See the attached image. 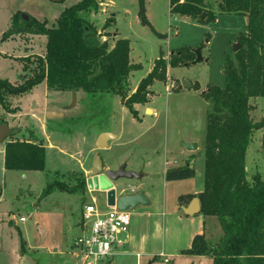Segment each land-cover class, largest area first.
Masks as SVG:
<instances>
[{"label":"rangeland","instance_id":"obj_1","mask_svg":"<svg viewBox=\"0 0 264 264\" xmlns=\"http://www.w3.org/2000/svg\"><path fill=\"white\" fill-rule=\"evenodd\" d=\"M81 1L0 0V79L12 84L20 83L21 79L33 73L36 55L46 52L45 35L22 31L20 27L10 30L14 17L18 16L17 20L22 24L30 22L25 15L54 27L68 8ZM98 1V7L81 15L96 27L99 35H107L101 39L108 40L110 48L112 40H115L113 33L127 39L130 59L133 64L140 65L138 70L132 71L124 86L127 96L135 92L140 81L153 70L156 59L164 55L170 67L168 80L156 81L149 89V102L152 98L150 104L158 110V114L150 116L152 111L147 110L143 121H139L124 106L119 95L110 93L76 92L74 106H70L71 92L60 94V97L57 95L50 102L45 81L22 95L8 98L11 107L18 108L17 111L7 112L0 105V114L4 110L7 112L1 119L8 120L15 130V135L8 138L7 143L14 139H37L46 147L45 169L24 172L5 168L3 150L6 142L0 144V188L4 189L0 196V264L80 263L79 260H71V254L76 239L82 234L80 222L84 205L95 199L100 209H109L106 194L91 191L87 186L89 171L97 155L101 156L104 168L111 166L116 170L126 164L128 170L141 174L146 172L147 175L140 179H119L115 186L118 194H129L128 187L133 185L138 192L151 196L150 204L129 210L130 229L153 237L152 227H157V224L161 227L164 222L167 238L165 240L163 232L158 231L156 245L159 249L164 247L168 253L175 251L179 243H176L178 232L186 227L183 218H179L185 216L175 208L176 195L187 190L190 184H194L193 187L202 186L204 182L209 103L203 93L209 85L226 87L225 62L227 59L236 61L235 43L241 44L240 50L244 48L240 36L247 32V17L218 14L216 21L205 24L199 19L172 14L170 0H148L146 8L150 22L157 32L167 35V38H159L140 23L138 0H109L105 15L99 12L107 0ZM206 1L210 9L218 11L217 0ZM200 47L204 57L202 62L171 67L172 55L185 50L186 57L196 56L194 50ZM183 81L200 87L185 88ZM175 84L179 88L171 89ZM149 102L141 111L151 109ZM250 103L253 107L252 120L264 121V97H253ZM47 105L59 111L62 117L46 118L44 111ZM120 128L125 129L126 134L134 137L136 142L126 147L121 146L122 141L111 140L113 150L109 147L97 148L99 130L116 133ZM187 141L197 143L199 148L187 151L183 146ZM186 158H192L196 176L185 182L166 180L162 173L164 160L169 167H180L187 163ZM246 169L250 182L256 174L264 179V128L252 134ZM54 181L75 187L77 191L69 193L54 189L45 195L44 190ZM83 182L86 184L85 191L79 188ZM162 211L167 213L165 218L161 216ZM23 216L26 222L20 221ZM165 219L169 221L167 224ZM218 236L213 234L209 243L216 244ZM148 259L152 260L143 258L142 264H149ZM168 259L169 262L165 263L158 256L153 264H210L208 258L196 260L190 256L175 255ZM127 260L125 257L117 259L114 264H136L135 257ZM111 262L109 260L105 264Z\"/></svg>","mask_w":264,"mask_h":264},{"label":"trees","instance_id":"obj_2","mask_svg":"<svg viewBox=\"0 0 264 264\" xmlns=\"http://www.w3.org/2000/svg\"><path fill=\"white\" fill-rule=\"evenodd\" d=\"M217 1L218 11L215 12L206 0H170L172 14L199 19L201 23L216 21L218 14L242 15L248 20L247 32L240 36L244 48L236 53V61L227 59L225 62L226 87L209 85L203 93L209 103L204 189L198 194L179 196L181 204H188L197 197L200 213L205 217H216L223 235L212 244L205 234H197L182 254L209 256L213 264H264V179L256 174L250 182L246 169L252 134L264 128V121L252 120L250 103L253 97H264V0ZM98 5V0H82L68 8L54 27L33 17L29 23L22 24L18 22V16L14 17L11 31L20 27L22 31L45 35L47 43L44 55L35 57L32 74L18 84L0 79V105L7 112L18 110L11 107L9 97L22 95L45 81L51 99L64 92L110 93L119 95L132 116L139 118L134 104L148 103L150 87L156 81L167 82V61L161 54L153 70L140 81L135 92L127 96L124 86L131 72L138 70L140 65L131 62L127 39H118L110 48L108 40L101 39L107 35H99L96 27L81 15ZM138 5L140 23L159 38H167L150 22L146 0H138ZM204 13L207 18L203 20ZM171 58V67H176L190 65L196 56L186 57L183 50ZM199 87L198 84L192 86ZM178 88V85L173 87ZM45 163L46 147L37 139H14L6 144L5 168L8 170L43 171ZM195 174L194 167L188 162L167 170L165 177L168 181H176L193 178ZM79 188L85 191L86 184L83 182ZM54 189L69 193L77 191L75 187L54 181L46 187L44 194L48 195Z\"/></svg>","mask_w":264,"mask_h":264},{"label":"crops","instance_id":"obj_3","mask_svg":"<svg viewBox=\"0 0 264 264\" xmlns=\"http://www.w3.org/2000/svg\"><path fill=\"white\" fill-rule=\"evenodd\" d=\"M108 1L109 0H107L106 3H103V6L104 7L101 9V11L99 13H101L103 15L106 14L107 11L105 9H107V5L109 4ZM147 3H148V0H146V6H147ZM113 35L115 36V40H112L111 48L114 47L115 42L118 39H123V38H119L118 33H116V32L113 33ZM104 37H106V36H104ZM131 62H132V60H131ZM169 68L170 67L168 66V70H169ZM168 70H167V75H168ZM130 76H131V74H130ZM176 85H178V84H175L174 86H176ZM174 86H172L171 89H173ZM47 90H48V88H47ZM64 93H66V92H64ZM64 93H62V94H64ZM49 95H50V93L48 91V95L47 96H48V99L51 102L52 99L50 98ZM71 95H73V92H71ZM60 96H62V95H60ZM71 97H73V96H71ZM151 101H152V98L150 99V102ZM150 102L148 104L150 106V108H151V111H152V114L150 116H156V114H158V110L156 108L152 107L151 104H150ZM134 107L139 112V118H137V120L143 121L144 113L148 109H144L145 111L144 110L141 111V109L144 108V105H142V104H135ZM51 112H54V113L59 114V111H57L55 109H52V108H50V106L47 105V107H46V109L44 111V116H45V113H46V118H48L49 120L51 118L52 119L53 118L55 119V118L62 117V116L48 117V114L51 113ZM5 114H7V112L4 110L0 114V119L3 118ZM7 121H6V123H8ZM9 126H10V124H9ZM11 128L13 129L14 127H11ZM103 132H110V133L114 134L116 136V138L114 139L115 142L116 141H122L121 146L129 147V146H131L132 144H134L136 142V139L134 137H132V136L127 135L126 134V130L123 129V128H120V130L118 132H116V133H113V132H111L109 130H102L101 129V130L98 131L97 136H100V134L103 133ZM5 142L7 143V140ZM6 143L4 144V150H3L4 165H5V147H6ZM185 143H190V142L187 141ZM183 146L185 147V144H183ZM107 147H109L110 150H113V149H111L112 146H111L110 141L107 143ZM97 148H98V146H97ZM185 149H186V147H185ZM187 151L192 152L190 150H187ZM186 162L187 163L189 162L190 165L193 166V164H192L193 163L192 158L187 159ZM126 163H129V162L127 161ZM167 163L168 162L166 160H164L162 173H163L165 179H166L165 176H166L167 170L172 169V168H176V166L175 167H169ZM103 166H104V163H103ZM107 169H115V168H112L111 166H109L108 168H104V170H107ZM24 172H29V171H24ZM142 172H143V176L144 175H147L145 171H142ZM195 176H196V174H195ZM203 178H204V171H203ZM191 179L192 178L185 179V180H179V181L177 180V182H185V181H188V180H191ZM166 182H168V181H166ZM169 182H171V181H169ZM193 185L190 184L189 185V188L187 190H183V192H178V194L176 195V205H175V208H176V210L178 212L182 213V215L185 216V217H179V218H183L182 221L184 223H186V227L183 228V230H181V231L178 232L176 243H178V242L179 243L177 244L178 246H177V248H175V251L174 252L168 253L167 250H165L164 247H162L161 249H159L157 247V245H156V243L158 241L157 240V237H156L157 236V233L159 234V232H161V233L163 232V235L165 236V240L167 238L166 237L167 236L166 235V233H167V227L166 226L164 227V222H163V224H162L161 227H160V225L157 224V227L158 228L160 227V229H158L157 227H152L151 226L153 228V231H154L153 232V237H152V235L148 236L146 234V232H141L139 234V233H135L133 231V229L132 230L130 229L129 235H128V239H127V243L124 245V247H122L121 250H119L118 253L114 257H112L111 259L105 260V261L107 262V261L111 260L112 261L111 264H114L117 259H121V258H124L125 257V260H127L130 257H135L136 258V264H142L143 263V258H152V260L151 259L150 260L148 259V261H149V264H153V261L158 256L161 257L163 261H164L165 258L168 259V257H170V256L171 257H173L175 255L176 256H185V255L182 254V250H184V249H186V248H188V247L191 246L192 240L195 237V235H197V234H205V236H206V238H207L208 241H209V238L213 236V234L219 235L218 236V239H220L222 237V235H223V234H221L222 228H221V226L219 224V221L215 217H213V216L205 217L200 212L197 213V214H194V215H187V214H185V211L184 210H185V208L188 207V205L190 204V202L188 204H181L179 202V196L180 195H183V194H188V193L198 194L199 192L203 191V189H204V182H203L202 186L199 184L198 186H194L193 187ZM3 191H4V189L3 188H0V196L3 194ZM120 194H122V192H120ZM145 195L149 198L150 203H151V196H149L148 194H145ZM149 214H152V213L149 212ZM166 214L167 213L164 212V211L161 212V216L163 218L166 217ZM168 222L169 221L167 219H165V224H167ZM36 225L38 227L40 226V224L38 222H36ZM80 228H81V226H80ZM81 231H82V229H81ZM26 243H27V247H28V242L26 241ZM115 257H117V259H115ZM190 257L191 258H195L196 260H201V259L208 258V262L210 264L211 263L213 264V261H212V259L209 256H190ZM71 260L76 261L75 260V256H74L73 253L71 254ZM105 261L104 262H100V263H104L105 264L106 263ZM127 261H129V260H127ZM64 264H66V263H64Z\"/></svg>","mask_w":264,"mask_h":264},{"label":"built area","instance_id":"obj_4","mask_svg":"<svg viewBox=\"0 0 264 264\" xmlns=\"http://www.w3.org/2000/svg\"><path fill=\"white\" fill-rule=\"evenodd\" d=\"M128 188L129 194L138 192L133 185ZM107 207V211L100 209L95 199L84 205L80 222L82 234L76 239L72 251L79 264H97L111 259L127 243L130 212L119 210L117 206ZM20 221L25 222L27 219L23 216ZM164 262L168 263L169 259L165 258Z\"/></svg>","mask_w":264,"mask_h":264},{"label":"water","instance_id":"obj_5","mask_svg":"<svg viewBox=\"0 0 264 264\" xmlns=\"http://www.w3.org/2000/svg\"><path fill=\"white\" fill-rule=\"evenodd\" d=\"M55 2H61L63 0H52ZM207 16V13L202 15V19L204 20ZM24 17L29 20L27 16ZM241 49L240 43H235L233 45V50L238 52ZM196 54V59L194 60V64L198 62H202L204 57L202 55V49L197 48L194 50ZM182 85L185 88L191 89L192 85L186 81L182 82ZM72 103L70 106H74L77 101V94L73 92L72 95ZM53 116H62L61 113L57 114L51 112L48 114V117ZM15 130L12 129L8 123L2 122L0 119V144L4 143L8 138L13 136ZM116 136L110 132H103L100 134L97 146L99 148H106L107 143L111 140H114ZM185 147L187 150L194 151L198 148L197 143L190 142L185 143ZM143 177V174L128 170L126 164H122L118 169H107L104 170L103 161L100 155H97L95 161L89 171V176L87 178V186L89 190L102 191L106 194V202L108 206L114 207L117 206L119 210L129 211L131 208H136L140 205L150 204L149 198L143 192H137L135 194H118V191L115 186V182L119 179H140ZM185 214L194 215L201 211V205L199 199L194 198L187 208H185Z\"/></svg>","mask_w":264,"mask_h":264},{"label":"bare ground","instance_id":"obj_6","mask_svg":"<svg viewBox=\"0 0 264 264\" xmlns=\"http://www.w3.org/2000/svg\"><path fill=\"white\" fill-rule=\"evenodd\" d=\"M149 110V112H151V109H148Z\"/></svg>","mask_w":264,"mask_h":264}]
</instances>
